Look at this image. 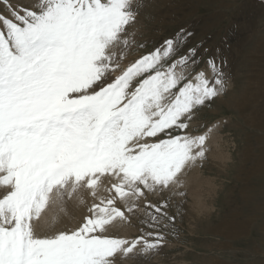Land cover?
<instances>
[{"label": "snow or ice", "instance_id": "snow-or-ice-1", "mask_svg": "<svg viewBox=\"0 0 264 264\" xmlns=\"http://www.w3.org/2000/svg\"><path fill=\"white\" fill-rule=\"evenodd\" d=\"M145 7L0 0V264H142L180 238L229 59L194 27L144 39Z\"/></svg>", "mask_w": 264, "mask_h": 264}, {"label": "rangeland", "instance_id": "rangeland-1", "mask_svg": "<svg viewBox=\"0 0 264 264\" xmlns=\"http://www.w3.org/2000/svg\"><path fill=\"white\" fill-rule=\"evenodd\" d=\"M144 2L147 7L140 17L144 39H158L181 25L194 27L198 41L228 56L230 81L227 94L198 117L209 125L219 124L211 151L216 145L223 151L219 160L210 151L204 165L191 170L205 180V190H217L205 197L210 211L198 214L189 209L190 171L184 177L186 196L177 198L186 202V213L177 221L180 238L170 237L160 255L142 264H179L184 258L187 264H215L219 259L264 264V0ZM224 226L242 237L224 249L225 258L216 246L220 240L227 242ZM246 231L248 236L243 237ZM184 251L186 256H179ZM212 256L217 259L210 260Z\"/></svg>", "mask_w": 264, "mask_h": 264}, {"label": "bare ground", "instance_id": "bare-ground-1", "mask_svg": "<svg viewBox=\"0 0 264 264\" xmlns=\"http://www.w3.org/2000/svg\"><path fill=\"white\" fill-rule=\"evenodd\" d=\"M28 1V0H27ZM147 31V30H146ZM217 135V134H216ZM220 138V137H219ZM218 138V139H219ZM220 140V139H219ZM214 142V141H213ZM217 143V142H216ZM214 145V144H212ZM214 147V146H213ZM223 151H221L219 149V146L216 145V148H214L211 153L210 156L213 157L216 160L220 159L221 153ZM197 169V168H196ZM192 172V171H191ZM196 172V171H195ZM194 171L190 174V176L188 177V185L189 186V195L191 197V201L190 202V210L192 212H196V213H204L206 211V213L209 210L210 207H208V202H206L205 197L207 196V192L209 195H212L215 193L216 195V191L217 190H205V180L202 181L200 178H198V175L195 173ZM186 177V176H185ZM192 185V186H191ZM214 199V198H213ZM190 200V199H189ZM213 207V206H212Z\"/></svg>", "mask_w": 264, "mask_h": 264}, {"label": "crops", "instance_id": "crops-1", "mask_svg": "<svg viewBox=\"0 0 264 264\" xmlns=\"http://www.w3.org/2000/svg\"><path fill=\"white\" fill-rule=\"evenodd\" d=\"M224 229H226V230H228V235H225V237H227V242H221V240H220V243L219 244H216V246L217 247H219V248H222L223 250H221V252L223 253V256L222 257H224L225 258V251L226 250H224L225 248H229V247H231V244L233 243L234 245L235 244H237L236 242L237 241H234L233 242V240H235V238H239V237H241V236H235V234H234V236H233V233H231L230 232V230L226 227V226H224ZM248 231H246L245 233H243L242 234V236L243 237H247L248 236V233H247ZM218 237H220V236H218ZM242 238V237H241ZM179 256H183V257H185L186 256V251H184V253H182L181 255H179ZM185 259V258H184ZM184 259H180L179 260V264H187L188 263V261H186V260H184ZM215 259H217L216 257H211L210 258V260H215ZM215 262V264H234V263H231V262H226V259H224V261H222L221 259H219L218 261H214Z\"/></svg>", "mask_w": 264, "mask_h": 264}]
</instances>
